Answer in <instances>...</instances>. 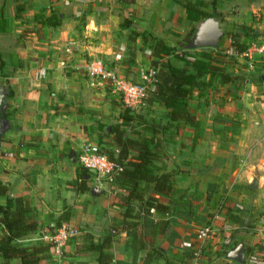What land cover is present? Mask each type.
Here are the masks:
<instances>
[{
    "label": "crops",
    "instance_id": "obj_1",
    "mask_svg": "<svg viewBox=\"0 0 264 264\" xmlns=\"http://www.w3.org/2000/svg\"><path fill=\"white\" fill-rule=\"evenodd\" d=\"M186 3L196 7L190 15ZM51 8L59 11L61 24L22 37L25 28L34 29L33 15ZM208 17L223 31L225 49L231 40L264 38V0H0L1 116L6 122L0 182L7 187L0 204L7 197H23L35 210L38 228L16 240L21 246L47 243L61 227L73 233L61 255L50 250L39 264H98L92 242L108 235L112 224L121 225L128 208L120 197L126 185L98 186L90 176L88 190L70 185L84 142L103 140L114 155L119 150L108 134L120 117L117 95L108 81L87 75L86 63L100 57L126 79L139 81L156 57L131 31H148L173 46ZM168 58L183 65L179 58ZM233 61L227 67L236 73ZM239 81L216 82L189 99L196 127L170 122L157 103L140 112L145 119L163 121L156 134L163 156L154 169L173 179L169 194L157 195L162 209L144 215L142 204H129L139 216H129L131 228L114 234L103 248L115 264H188L196 230L206 224L214 235L204 243L202 264H241L226 258L239 242L245 246L244 264H264V76L262 83L241 85L238 97L228 96V88L237 91ZM257 102L262 119L256 117ZM65 212L68 217L62 218Z\"/></svg>",
    "mask_w": 264,
    "mask_h": 264
},
{
    "label": "trees",
    "instance_id": "obj_2",
    "mask_svg": "<svg viewBox=\"0 0 264 264\" xmlns=\"http://www.w3.org/2000/svg\"><path fill=\"white\" fill-rule=\"evenodd\" d=\"M185 8L187 15H190V11L196 7L186 3ZM18 9L22 10V7L18 6ZM202 16L205 17L207 14L203 13ZM33 21L35 22L34 29L25 28L21 33L22 37L42 27L58 26L62 18L58 10L51 8L36 12L33 15ZM131 34L133 37L141 35L143 46L151 48L156 57L151 65L156 69L157 80L154 89L148 91L146 109L149 110L153 103L160 104L165 109L166 117L172 123L198 126L199 121L189 111V99L194 94H205L204 91L216 82L226 84L240 78L227 67L234 57L225 54V48L220 42L217 48L188 50L184 46L192 34L189 32L186 35V42L183 43L184 45L181 44L184 50L178 53L176 45H167L160 37L148 31L138 33L133 30ZM232 35L236 36V34ZM247 43L232 40L230 45H233L238 52H242ZM169 55L181 59L183 65L181 67L174 65L168 58ZM256 79L262 82L263 75ZM135 127L140 129H135ZM163 127L161 119H145L140 112L124 105L121 107L119 121L114 123L108 132L112 135L111 144L117 146L119 150L116 155L111 150L107 152L102 149L101 151L121 166L112 184L120 188L126 185L127 193L121 194L120 197L128 208L122 214L121 225L112 224L108 235L101 241L92 242L90 248L98 252V264H115L113 256L105 252L103 248L114 234L131 228L133 222L128 219L129 216L136 218L139 216L134 208L129 207L130 203L142 204L144 215L149 214L152 208L162 209L164 207L158 202L157 195L167 196L169 194L173 176L168 172L160 173L154 169V162L163 156L156 137L157 132ZM88 176V171L78 164L75 177L70 185L75 190H88L90 188L87 182ZM6 191L7 187L0 182V195L5 194ZM149 191L152 194L147 195ZM68 214V212L63 213L62 218L68 217ZM0 225L4 231V235L0 238V253L4 264H8L12 259H18V264H39L41 260L49 257L51 242L31 246H21L16 243L18 238L38 228L36 212L27 199L7 197L5 203L0 204Z\"/></svg>",
    "mask_w": 264,
    "mask_h": 264
},
{
    "label": "built area",
    "instance_id": "obj_3",
    "mask_svg": "<svg viewBox=\"0 0 264 264\" xmlns=\"http://www.w3.org/2000/svg\"><path fill=\"white\" fill-rule=\"evenodd\" d=\"M224 52L230 56L244 58L251 66L256 64L261 68L264 67V38L250 40L242 52H238L233 45H229ZM85 70L90 77L108 81L112 90L121 95L124 105L132 110H137L144 105L148 90L151 86L154 87L157 80L156 69L153 67L143 72L139 81H132L119 72L109 69L104 61L98 58L88 61ZM262 104L264 106V97ZM101 150L98 144L92 142H84L78 150L79 164L88 171L89 176L98 186L112 184L121 170V166ZM72 234L64 227L59 228L56 234L48 238V242L52 243L51 251L61 255L65 241ZM213 235L214 231L210 224L203 225L196 230L197 244L193 248L188 264H202L204 243Z\"/></svg>",
    "mask_w": 264,
    "mask_h": 264
},
{
    "label": "water",
    "instance_id": "obj_4",
    "mask_svg": "<svg viewBox=\"0 0 264 264\" xmlns=\"http://www.w3.org/2000/svg\"><path fill=\"white\" fill-rule=\"evenodd\" d=\"M223 31L219 27L218 22L213 17H208L198 24L193 35L190 37L186 47L188 49L198 48H216L219 45ZM5 102L2 88L0 87V141L1 134L6 129V122L1 116L2 105ZM251 186L256 187V181ZM97 187H92L91 192H95ZM226 258L238 263H245V246L242 242L235 244L226 254Z\"/></svg>",
    "mask_w": 264,
    "mask_h": 264
},
{
    "label": "rangeland",
    "instance_id": "obj_5",
    "mask_svg": "<svg viewBox=\"0 0 264 264\" xmlns=\"http://www.w3.org/2000/svg\"><path fill=\"white\" fill-rule=\"evenodd\" d=\"M188 34V32H186L185 34H184V37H182V38H180L179 40H178V43H176V51L178 52V53H181L183 50H184V47H186V45L183 47L181 44H183V43H185L186 42V35ZM184 45V44H183ZM233 57H235V56H233ZM93 58H98V59H101L100 57H92L91 59H93ZM90 59V60H91ZM237 59V57H235V58H233V62H236V63H234V65L232 64L231 65V67L233 68V70L238 74V77H240L239 78V82L237 83V84H235V86H237V87H235V88H237V91H235V89L233 88V87H231V88H228V90H232L230 93H229V95L228 96H230V97H233L232 95L233 94H235L236 95V97H238L237 95H238V91H239V88H240V86L242 85V86H245V84L249 81L250 82V85L251 84H258V83H262V82H260V81H257L258 79H256L257 77H260L261 75H263L264 76V67H260V66H257L256 64H253L252 66L244 59V58H242V61H244V62H239L238 60H236ZM241 59V58H240ZM244 63V64H243ZM238 64V65H237ZM106 65H107V67L109 68V69H111L109 66H108V64L106 63ZM246 65V66H245ZM231 69V68H230ZM237 69V70H236ZM253 80V81H252ZM237 81H238V79H237ZM229 83H231V82H229ZM233 83V82H232ZM110 84V83H109ZM234 89V90H233ZM111 92H113V93H115L114 92V90H112V88H111ZM218 93H219V91H218ZM218 93H217V91H216V94L215 95H218ZM117 96V104L118 105H120L121 107H123L124 106V102H123V100H122V98H121V95L119 94V93H115ZM147 96H148V92H147ZM146 96V98H145V103H144V105L141 107V108H139V109H137V110H135V111H137V112H142L144 109H145V107H146V102H147V97ZM256 100H259V97H256ZM259 104H258V102L257 103H255L254 104V109L256 108L257 109V112H258V116H256V117H259V118H261V116L263 115V113L261 112V109H259V106H258ZM213 110H214V107L212 108ZM258 118V119H259ZM257 119V120H258ZM262 119V118H261ZM260 120V119H259ZM259 123H260V121H259ZM254 124H256V123H254ZM261 124V123H260ZM106 138H108V137H106ZM98 143V145H99V147L101 148V149H103V150H105V151H109L110 149L109 148H107V147H105V145H104V141L103 140H100V142H97Z\"/></svg>",
    "mask_w": 264,
    "mask_h": 264
}]
</instances>
